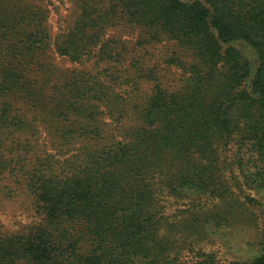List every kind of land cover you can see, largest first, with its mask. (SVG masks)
<instances>
[{"label":"trees","instance_id":"16d2710c","mask_svg":"<svg viewBox=\"0 0 264 264\" xmlns=\"http://www.w3.org/2000/svg\"><path fill=\"white\" fill-rule=\"evenodd\" d=\"M44 1L0 0V201L31 216L0 264H264V0H73L54 36Z\"/></svg>","mask_w":264,"mask_h":264},{"label":"rangeland","instance_id":"374dc122","mask_svg":"<svg viewBox=\"0 0 264 264\" xmlns=\"http://www.w3.org/2000/svg\"><path fill=\"white\" fill-rule=\"evenodd\" d=\"M43 5L46 7L48 13H47V21L49 23L50 27V33L51 35H56L59 32H62L67 24L73 19L74 12H75V3L73 0H51V1H44ZM119 37L124 40L130 41V43H127V47L132 48L135 47L132 43L134 42V36L129 33L126 30H119V29H109L105 34V38L109 37ZM155 56H163V49H161V46L158 45L156 49L153 51ZM142 53V52H140ZM130 55V54H129ZM128 55V56H129ZM138 55V54H136ZM59 59V58H57ZM151 60L154 61L151 57ZM58 61V60H57ZM59 62L63 66H75L68 62L66 59L61 58L59 59ZM176 70V69H174ZM178 70V69H177ZM253 192V191H252ZM3 201H0V224H2V228L4 230H14L19 228L23 223L26 221L31 220V216L29 212L23 209L21 206V201L19 199H9ZM252 234V230H249V235ZM243 236H233L228 241V235L226 237L219 238L217 240V246L220 249L222 254H225V256H233L235 253V246H239L243 248V244L247 240V237L249 235L245 236L246 233H241ZM240 238H244V241L241 243L239 241ZM230 248V249H228ZM237 255V254H236Z\"/></svg>","mask_w":264,"mask_h":264}]
</instances>
